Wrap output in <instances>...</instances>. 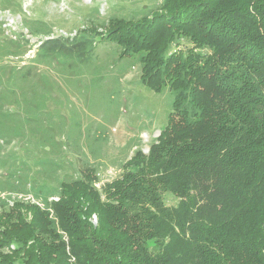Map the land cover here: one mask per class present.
Returning a JSON list of instances; mask_svg holds the SVG:
<instances>
[{
	"label": "trees",
	"instance_id": "16d2710c",
	"mask_svg": "<svg viewBox=\"0 0 264 264\" xmlns=\"http://www.w3.org/2000/svg\"><path fill=\"white\" fill-rule=\"evenodd\" d=\"M97 35L138 55L149 88L171 90L167 123L100 187L89 165L30 187L25 175L0 178L10 192L0 196V264H264V0H161L139 17L41 40L32 61L86 63ZM22 41L11 38L3 56L22 53ZM19 192L48 206L10 205Z\"/></svg>",
	"mask_w": 264,
	"mask_h": 264
},
{
	"label": "rangeland",
	"instance_id": "374dc122",
	"mask_svg": "<svg viewBox=\"0 0 264 264\" xmlns=\"http://www.w3.org/2000/svg\"><path fill=\"white\" fill-rule=\"evenodd\" d=\"M160 1L0 0V178L15 172L30 187L39 176L52 180V171L70 179L89 165L96 167L100 187L120 176L136 149L148 152L167 123L173 95L142 81L137 54L121 56L118 44L97 35L86 63L32 58L41 40L74 35L114 15L136 18ZM47 27L51 32L34 31ZM11 38L29 43L19 48L22 53L3 56ZM182 44L191 45L185 39ZM29 67V79L14 85ZM163 195L166 204L177 205V196Z\"/></svg>",
	"mask_w": 264,
	"mask_h": 264
},
{
	"label": "built area",
	"instance_id": "2783aa9c",
	"mask_svg": "<svg viewBox=\"0 0 264 264\" xmlns=\"http://www.w3.org/2000/svg\"><path fill=\"white\" fill-rule=\"evenodd\" d=\"M18 197L21 198V199H23V200H30L31 202L36 203V204L40 205L43 208L45 207V203H43L41 200L36 199L32 195H23V194H20ZM52 199H56L57 200L58 197H51L50 200H52ZM48 209L51 210L52 213H53V209L51 207H48Z\"/></svg>",
	"mask_w": 264,
	"mask_h": 264
}]
</instances>
